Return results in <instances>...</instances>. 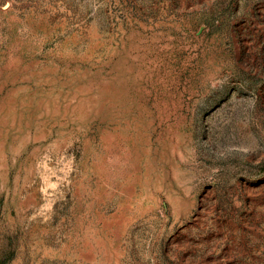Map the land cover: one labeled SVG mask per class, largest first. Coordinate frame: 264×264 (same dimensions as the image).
<instances>
[{"label":"rangeland","instance_id":"374dc122","mask_svg":"<svg viewBox=\"0 0 264 264\" xmlns=\"http://www.w3.org/2000/svg\"><path fill=\"white\" fill-rule=\"evenodd\" d=\"M0 264H264V0H0Z\"/></svg>","mask_w":264,"mask_h":264}]
</instances>
